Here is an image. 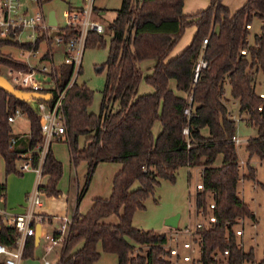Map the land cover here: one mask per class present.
Segmentation results:
<instances>
[{
  "label": "trees",
  "instance_id": "16d2710c",
  "mask_svg": "<svg viewBox=\"0 0 264 264\" xmlns=\"http://www.w3.org/2000/svg\"><path fill=\"white\" fill-rule=\"evenodd\" d=\"M183 2L121 0L107 26L111 36L106 60L100 67L105 69V82L99 111H89L93 91L84 82L77 83L75 79L63 96L65 132L60 141H67L73 165L80 161L87 165L76 202L87 189L98 163L119 162L122 166L113 177L108 197L94 198L84 214L76 206L56 264H98V245L102 251L115 254L118 264H173L165 247L167 233L134 227L132 215L144 207V200L161 179L173 181L183 166L201 167V188L196 187L194 203L204 221L194 229L199 254L192 264H264V258L254 260L252 247L243 248L236 232L240 219H255L249 204L239 195L238 184L241 179H255L250 158L264 162V95L256 92L254 82L255 73L264 74V0H245L233 12L222 0H209L206 8L191 14L183 13ZM253 18H258L261 25L250 43ZM189 26L195 27L191 41L168 58ZM62 31L65 40L78 32L76 27ZM204 38L207 41L202 44ZM7 44L28 46L0 41V66L24 69L25 64L2 50ZM96 44L104 46L105 37L89 30L85 47ZM200 58L206 65L193 81L194 65ZM149 59L155 62L151 72L144 75L139 63ZM55 71L56 88L61 90L70 78L72 66L56 61ZM141 80L152 91L138 93ZM170 80L183 95L175 93ZM226 85L237 102L239 115H246L247 124L256 129V135L245 143L247 161L243 173L239 144L233 140L236 121L227 106L229 99L223 97ZM57 90H52L50 102ZM188 94L192 97L190 105ZM33 98L42 100L40 96ZM188 106L190 115L183 112ZM15 109L27 117V132H15L8 121ZM156 120L161 129L154 137L152 126ZM79 137L83 139L80 145ZM42 147L43 135L31 102L0 88V156L5 174L18 173L16 161L25 155L31 168L40 167V175L46 177L45 196L59 198L62 163L50 145L41 156ZM135 182L138 186L132 188ZM5 191V184L0 183L3 205ZM111 215H117L116 223L104 221ZM15 234L14 226L0 214V243L13 246ZM34 249V236L26 237L22 256H33Z\"/></svg>",
  "mask_w": 264,
  "mask_h": 264
},
{
  "label": "rangeland",
  "instance_id": "374dc122",
  "mask_svg": "<svg viewBox=\"0 0 264 264\" xmlns=\"http://www.w3.org/2000/svg\"><path fill=\"white\" fill-rule=\"evenodd\" d=\"M23 1H26L29 13H34L37 10H40L45 15H47L50 10H53L58 25L60 26L64 25L65 22L63 12L68 8V1L74 5H80V0H42L40 5L33 1L30 2L29 0ZM227 2L231 12L235 11L237 8H239V6H241V3H239L241 2L240 0H227ZM94 4L97 8H104L102 15H100L98 11L92 10L93 13L91 15V19L103 26L104 31L102 34L105 37L106 44L104 46L96 44L94 46L84 47L81 59V71L76 76V82H84L86 86L93 91L92 101L88 109L93 113H97L100 108V102L102 99L101 91L105 82V69H100V67L106 60L108 42L111 36L107 26L115 17L116 9L120 6L121 0H94ZM260 25L261 21L258 18H253L250 34L248 36L250 43L253 42V36L260 32ZM193 30L194 27L191 26L184 30L183 35L179 39L178 43H176L177 47L175 49L187 44V42L189 44ZM2 50L10 51L12 56H17L18 54V48L9 44L4 45ZM55 51L60 53L61 47L55 48ZM175 55H172L171 51L168 55V58ZM145 62L150 64V69H147V67L144 66L142 67V72L144 74H148L151 72V67L155 60L149 59L145 60ZM0 75L7 79L11 86H16V82L13 80L12 76L7 74V69L5 66H0ZM254 79L256 92L264 93V74L257 72L254 75ZM170 87L175 91V93H180L175 89L174 80H170ZM150 91H152V87L144 80H141L138 87V93ZM223 97L229 99L227 100V106L232 118L236 121L235 135L244 140L255 136L256 129L247 124L246 119H244L246 115H239L237 102L231 97L229 86L227 85L225 86V93ZM12 127L14 131H25L29 129L27 117L25 115L17 117L14 122H12ZM159 128L160 123L156 120L152 127L154 137L157 135L156 131L159 130ZM82 141V137H79V145L82 143ZM244 147L245 144L243 143L238 145L240 173L246 172L245 161H247V155ZM51 149L55 156L58 157L57 159L62 163V175L58 181V188L61 191V201L65 202V198H67V214L69 216L70 208L74 203L77 187L81 188L85 181L87 165L84 161H80L76 165L69 163V149L66 140L52 141ZM248 161L249 164L255 167V178L264 184V163L260 162L256 157H252ZM217 162H219V160H217ZM108 167V165H102L94 170L88 184V188L79 202V211H84L87 209L91 198H93V196L97 193L101 192L107 195L110 193L111 179H109L107 176L109 173ZM200 171V166H183L177 170L175 179L173 181L169 179H161L154 187L153 191L144 200V207L134 211L132 215V225L139 229H152L156 232H166L167 237L173 236L174 233H179L180 239L184 240L189 238L188 234L184 232V229L193 230L196 222L204 221L202 216L199 213H196L194 203L196 184L201 180ZM10 175H15V173L5 175L3 172V164L0 160V178L2 180H5L6 178V180L9 182V180L12 178ZM43 183L44 178L41 179L39 187H42ZM242 183L244 184L241 188ZM253 184L255 185V179H241L238 184V188L239 192H241L240 195H243V200L249 204L251 210L253 211L255 219L251 220L248 218H242L239 220L237 227L243 229V234L238 236L243 248L247 250L249 247H252L254 252V260L258 261L259 259L264 258V195L262 193V187L254 186ZM137 186L138 183L135 182L132 188ZM37 190L39 191L38 188ZM47 199H50V197H46V201ZM60 199L55 198L54 200H48L50 204L52 203V207L47 205L48 209H46V211H56V206L58 200ZM209 200L210 198L208 201ZM60 207L62 211L64 205L62 206V204H60ZM177 214V227H168L165 224L166 219ZM104 221L116 223L118 221V217L117 215H111L104 219ZM171 229L176 230L171 232ZM98 249L100 251L98 264H118L115 254L102 251L100 245H98ZM198 254L199 253L195 254L194 257H197ZM53 256L54 254L51 253L47 255V258L52 260ZM23 261V264H40L41 259L39 254L33 253V256L26 257ZM179 263L183 264L184 262L180 261ZM242 264H250V262H244Z\"/></svg>",
  "mask_w": 264,
  "mask_h": 264
},
{
  "label": "built area",
  "instance_id": "2783aa9c",
  "mask_svg": "<svg viewBox=\"0 0 264 264\" xmlns=\"http://www.w3.org/2000/svg\"><path fill=\"white\" fill-rule=\"evenodd\" d=\"M29 1H33L38 5L42 2V0ZM93 1L94 0H80V5L71 3L63 12L65 18L64 25L60 26L58 22H56V25L53 26L48 23L47 15L42 11L37 10L34 13H29L26 1L0 0V37H8L9 40L6 41L16 42L19 45H28L14 46L18 48V54L17 56L13 55V58L15 61L25 64V68L17 69L5 66L7 74L12 76L13 80L16 82V86L20 87V89L17 90L36 93L42 98L40 101L35 100L33 97L26 99L31 102L38 115L40 129L43 135L41 156L45 153L47 146L52 141H60L64 135L65 128L61 101L67 88L76 79L79 67L81 66L87 32L89 30L98 33L104 31L100 23L91 19ZM67 27H76L78 32L75 36L65 40L62 29ZM247 27H249V25H247ZM53 30H58L59 34L51 36ZM206 41L207 39L204 38L202 44H205ZM57 47H61L62 61L72 66L70 78L66 86L61 90H57L56 88L55 48ZM241 52L244 53V50ZM205 65L206 61L204 59H198L193 69V81H196L200 69L205 67ZM5 80L7 81V79ZM55 89L57 90L56 96L53 102H50L52 90ZM263 95L264 93L261 92L260 96ZM186 99L190 105L192 101L191 95H186ZM183 112L190 115V107H186ZM21 115H23L22 112L19 109H15L7 119L12 123ZM183 133H188L187 128L183 129ZM233 140L237 145L242 142L236 135L233 137ZM29 168H31V165L29 159H27V161L22 163L20 169L27 170ZM36 170L40 173V167ZM196 187L201 188V184L197 183ZM27 199L29 201L28 207L21 213L9 214L4 211V209H0V214L3 216V219L9 221L14 226L16 232L15 244L13 246L0 243V259H2L3 264H19L22 258L26 237L34 236L36 223H40L41 225L45 221L43 215H36L33 212V195L29 196ZM210 206L213 207V204L211 203ZM209 219L214 220V217L210 216ZM58 220L59 224L54 233H42V236L47 241L45 245L46 251L51 250L54 245H62L67 236L71 217L62 216ZM199 226H201V222H196L195 227ZM194 229H184V232H186L189 237L184 240L180 239L179 233H174L173 236L168 237V242L165 247L172 255L173 264H180V261L185 262V264H192L195 258L192 244L196 243L193 238ZM236 232L241 234L242 230L237 229ZM180 247L186 249V252H180ZM224 253H227V250H225ZM43 260L44 264H49L47 259ZM195 264L202 263L201 261H196Z\"/></svg>",
  "mask_w": 264,
  "mask_h": 264
},
{
  "label": "crops",
  "instance_id": "0c3cea01",
  "mask_svg": "<svg viewBox=\"0 0 264 264\" xmlns=\"http://www.w3.org/2000/svg\"><path fill=\"white\" fill-rule=\"evenodd\" d=\"M240 1L241 2H239V3H241V5H242V3H244L245 0H240ZM222 2L228 6L227 0H222ZM68 3H71V2L68 1ZM208 4H209V0H184L183 6H182V11L185 14H191V13H194L198 10L206 8L208 6ZM93 11H98L99 14L102 15L104 8H97L94 4V1H93ZM47 15H48V13H47ZM191 27H194V26H191ZM194 32H195V27H194V30L192 32V36H193ZM191 39H192V37H191ZM176 45L172 49V55H175V54L177 55L185 45L186 46L188 45V42H187V44H184L180 48L178 47L179 50L175 49L177 47ZM61 60H62L61 51H60V53H58L56 51V61H61ZM139 64H140L139 67L141 68V70H142V67H144V66L147 67V69H150V64L145 62V60L140 62ZM144 75H146V74H144ZM174 85H175V82H174ZM143 93H146V92H143ZM177 95H183V93L180 92ZM160 129H161V125H160L159 130L156 131L157 134H158V131H160ZM27 131H28V129L25 131L19 130V131H15V132L21 133V132H27ZM204 133H206V130H204ZM241 140H242V142L239 144H242V143L245 144L246 143V140H244V139H241ZM49 145L51 147V143ZM54 156H55V154H54ZM55 157L58 158L57 156H55ZM0 160L3 164V172H4V162H3V159L1 156H0ZM25 161H27V158H25V155L16 161V168L18 170V173H15V175H10V176H12V178L9 180V182H8V180H6V178H5V180H2L0 178V183H4L5 189H6V191H5V202H4V208L3 209H4V211H6L9 214L21 213V212L25 211L26 208L28 207L29 201L27 198L29 196L33 195V197H34V203L32 204L33 212L36 215L41 214L45 217V221L40 225V238H39L38 244H35L34 254L40 255V259H41L40 264H44L43 259H47L49 261V264H56L58 257H59L61 245H54V246H52L51 250L46 251L45 245L47 244V241L42 236V233H54L55 229L57 228V226L59 224V220H58L59 217L68 216V214H67V211H68L67 198H65V202H64V201H61V199L59 197L60 200H58V203L56 206L57 207L56 211H54V212L46 211V209H48L47 205L49 207H52L51 206L52 203L50 204L48 202V200H54L55 198L50 197V199H47V201H46V196L44 194V187H45V183H46V177L45 176H41L40 173H38V171L34 168H29L27 170H21L20 169V166ZM68 161L71 164L69 152H68ZM102 165H106V166L108 165L109 166L108 167L109 173L107 176L109 177V179H111V184H110L111 185L110 192H111L113 177L116 174V172L121 168L122 165L119 162H100L95 166L94 170L97 169L99 166H102ZM4 174H5V172H4ZM42 178H44V183H43L42 187H39V184H40V181ZM34 181H35V187H34ZM243 184L244 183H242L241 188H242ZM254 186L262 187V193L264 192V184L262 182H260L259 180H257L256 178H255V185ZM37 188L39 189V191L37 190ZM78 188L79 187H77L76 194L74 197V203L70 208V212H69L70 214L68 217L72 216L76 206L78 209L79 202L81 201V199L84 195V194L82 195L79 202H76V196H77ZM87 188H88V186H87ZM86 190H85V192H86ZM242 191H243V189H242ZM240 193L241 192H239V195H240ZM106 195L107 194L101 193V192L97 193L96 195L93 196V198H91V201L87 206V209H85L84 211L78 210V212L81 214H84L92 205L94 198H96V197H108L110 195V193L107 196ZM263 195H264V193H263ZM240 196L243 199V195H240ZM60 204H62V206L64 205L62 211H61ZM240 229L242 230V232L239 235H242L243 229L242 228H240ZM171 230H169V231L173 232V230H176V229H171ZM192 246L194 248V255L199 253L198 244L194 243V244H192ZM180 252L185 253L186 249H183L182 247H180ZM51 253L54 254V256L52 257V260L47 258V255L51 254ZM24 259L25 258L22 256L19 264H23ZM0 263L3 264L2 259H0Z\"/></svg>",
  "mask_w": 264,
  "mask_h": 264
},
{
  "label": "water",
  "instance_id": "95a60500",
  "mask_svg": "<svg viewBox=\"0 0 264 264\" xmlns=\"http://www.w3.org/2000/svg\"><path fill=\"white\" fill-rule=\"evenodd\" d=\"M47 18H48V23L50 25H53V26L56 25L57 21H56V17H55L53 10L48 12ZM56 34H59V31L53 30L51 33V36H54ZM5 40H9L8 37H0V41H5ZM0 88L3 89L6 93H9L13 96L23 98V99H28V98L39 96L36 93H28V92L17 90L15 88H13L1 75H0ZM3 208H4V205L0 201V209H3ZM177 220H178V214L167 218L165 221V224L168 227L176 228L177 227ZM39 238H40V223H37L35 225V233H34L35 244H38Z\"/></svg>",
  "mask_w": 264,
  "mask_h": 264
}]
</instances>
